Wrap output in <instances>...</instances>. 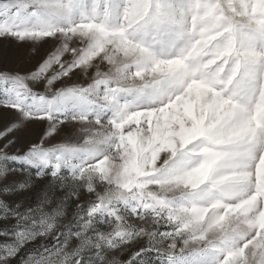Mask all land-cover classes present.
<instances>
[{
    "label": "snow or ice",
    "instance_id": "obj_1",
    "mask_svg": "<svg viewBox=\"0 0 264 264\" xmlns=\"http://www.w3.org/2000/svg\"><path fill=\"white\" fill-rule=\"evenodd\" d=\"M0 264H264V0H0Z\"/></svg>",
    "mask_w": 264,
    "mask_h": 264
}]
</instances>
